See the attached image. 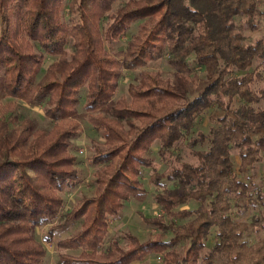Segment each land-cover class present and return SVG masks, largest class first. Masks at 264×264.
<instances>
[{"label":"trees","instance_id":"obj_1","mask_svg":"<svg viewBox=\"0 0 264 264\" xmlns=\"http://www.w3.org/2000/svg\"><path fill=\"white\" fill-rule=\"evenodd\" d=\"M66 1L0 0V93L41 106L53 123L49 131L33 130L6 116L13 102L0 104V264H43L47 252L34 231L59 218L51 235L79 223L74 236L56 243L59 264H133L150 256H160L161 264H214L217 257L223 264H264V217L243 222L230 214L253 192L237 174L264 157V38L248 42L244 35L264 18L261 0H128L115 10L121 0ZM137 22L116 59L105 44ZM46 57L53 62L41 73ZM163 57L175 83L149 69ZM196 67L205 84L190 98ZM123 71L136 72L137 83L128 86V98L113 102ZM82 89L87 122L103 140L90 147L95 192L61 217V194L79 182L70 148L81 132ZM212 108L218 111L209 116L207 134L191 137L195 120ZM187 137L189 148H203L193 151L196 164L181 162L152 178L163 188L154 203L169 221L140 214L157 229L152 239L127 233L125 248L112 240L103 250L108 219L144 193L143 168L154 170L151 147L158 142L164 160ZM255 192L257 208L264 196ZM190 202L199 207L178 210ZM213 229L217 240L207 249ZM259 233L254 243L246 239Z\"/></svg>","mask_w":264,"mask_h":264},{"label":"rangeland","instance_id":"obj_2","mask_svg":"<svg viewBox=\"0 0 264 264\" xmlns=\"http://www.w3.org/2000/svg\"><path fill=\"white\" fill-rule=\"evenodd\" d=\"M70 0L66 1V4ZM128 0H121L117 3L113 10L117 8L120 4L126 2ZM260 10L264 13V0H261ZM64 20H67L66 11L63 12ZM108 23L107 19H104L100 23V27L104 29ZM140 22L135 23L130 27L128 32L122 36L118 41L113 42L112 44H105L106 50L114 56L116 59L121 60L123 53L125 51L126 45L130 37L137 33L138 25ZM258 30L256 32H250L246 30L244 35L247 38L248 42H254L260 38H264V18L260 19L258 22ZM36 51L41 53V51L36 46ZM70 52V47L68 48ZM43 54V53H41ZM53 62V59L50 57L45 58V62L42 67V72ZM150 70L159 71L164 78L170 79L173 83H175L174 78V70L171 69L166 63V57H163L161 60L151 63L149 65ZM192 74L196 75L197 80L194 84L189 86V97H195L203 88L205 84V72L201 68H194ZM137 83V73L130 71H123L122 77L119 81L118 89L116 91L115 96L113 97V102L120 98H128L127 97V88L130 84ZM258 84V83H257ZM262 84H258L256 88H261ZM80 94V104L78 105L79 112V122L81 132L78 137L72 141V145L70 148V153L76 158L75 168L78 172L79 182L77 186L70 191L64 192L61 194L63 198V208L61 212V217L68 212L75 202L79 200L81 197H92L95 192V184H94V172L96 171V167L91 165L90 158L93 153L90 149L92 144H102L103 140L101 135L94 131V129L87 122V114L84 111L83 103H84V90L82 89ZM13 102V107L8 109L7 115L16 116L18 123H28L30 124L33 130H45L49 131L52 128L53 123L47 119L43 114V109L41 106L39 107H31L25 105L20 101H15L10 98H3L0 93V104L6 105L7 103ZM216 108L208 109L204 111L194 122L192 127L191 137L197 136L198 132H202L207 134L209 131V127L211 125L209 121V116L217 112ZM15 125H11V128H14ZM188 137L181 141L175 149L172 150L173 155H168L164 160L161 159L158 154V142H155L147 154V157L152 159L153 161V169L143 168L142 175L140 177V182L142 184V188L144 193L138 197H131L127 202L124 203V207L121 211L119 218L108 219L109 231L108 235L104 241V245L102 249L104 250L108 244L112 240H117L121 247H126V239L125 235L127 233H131L137 236L141 241H146L148 239H152L154 235L157 233V229L152 226L146 225L140 214H142L145 218H160L165 222L169 221V218L164 214L162 209L155 205L154 203V195L158 192H161L163 188L156 187L152 183V178L154 171L159 173L161 177H163L166 171H169L172 167H178L181 162L196 164L197 160L193 155L194 150L203 149L202 146L198 145L194 148L188 147ZM264 155V148H263ZM235 163V170L237 171V159L233 157ZM235 171V173H236ZM237 174V173H236ZM237 177L249 184V190H253L252 197H247L245 195L243 199L237 201L238 206L233 207L230 214L238 221H250L253 216H262L264 217V201L257 208L253 207V201L256 198V190L260 192L261 195L264 196V157L263 162L255 167V169H251L247 174H237ZM162 184H165V187L170 188L171 185L167 184L165 181H162ZM199 207V204L190 202L186 205L181 206L178 210H195ZM62 221V218H59L41 228H37L34 231L35 239L43 245L45 248L47 255L43 264H59L58 255L60 252L56 249L57 241L61 239H66L71 236H74L79 230V223H72L65 227L63 230L55 231L50 234V228L52 226H56ZM261 234H252L248 235L246 239L250 243H254L256 239ZM170 238V235L167 236ZM216 231L213 229L206 241L207 249H210L214 246L216 242ZM77 255L78 253H72ZM224 258L217 257L214 261V264H223ZM162 258L160 256H150L146 258L144 261L137 264H161ZM136 264V263H135Z\"/></svg>","mask_w":264,"mask_h":264},{"label":"crops","instance_id":"obj_3","mask_svg":"<svg viewBox=\"0 0 264 264\" xmlns=\"http://www.w3.org/2000/svg\"><path fill=\"white\" fill-rule=\"evenodd\" d=\"M133 264H135V263H133ZM137 264V263H136Z\"/></svg>","mask_w":264,"mask_h":264}]
</instances>
